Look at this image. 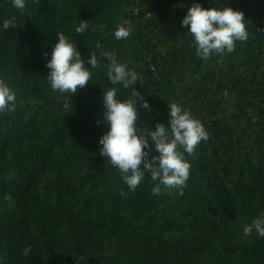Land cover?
<instances>
[{"label":"rangeland","instance_id":"rangeland-1","mask_svg":"<svg viewBox=\"0 0 264 264\" xmlns=\"http://www.w3.org/2000/svg\"><path fill=\"white\" fill-rule=\"evenodd\" d=\"M20 11L34 26L40 24L33 21L34 15L28 12L27 5ZM71 11L62 9L60 12L66 16ZM61 25L72 28L77 24L64 19ZM36 60L32 55L22 53L15 63L5 60L2 65L3 79L17 97L14 110L8 112V128L11 131L34 128L36 133L30 140H21L23 154L18 157L15 156L17 141L0 139V182L5 181L7 186L13 187L14 171L24 166L21 167V157L29 159L27 169L34 175L32 188L37 193L32 214L53 215L58 204L56 194L59 193L60 206L70 216H57V227L61 232L68 234L72 225L78 228L89 224L97 226L101 248L87 250L84 264H220L219 255L224 248H236L235 254L239 256L251 251L262 238L255 230L246 236L243 229L264 213V207L248 204L242 209L239 205L235 207V202L214 198L209 192L208 179L198 182L202 183L201 187L196 183L192 185L183 198L173 197L169 190L164 191L156 197L158 208L151 198L148 212L139 198L132 201L128 189L114 185L110 188L91 187L99 178L94 180L95 169L103 167L108 170L113 166L100 155L98 144L107 130L96 132L98 123L93 122L91 128H86L87 133L77 132L75 125L77 117L83 115L79 107L101 103L103 88L112 85L107 78L99 83L89 82L82 94L76 92L70 98V95L51 88L45 69H32L38 77H31L30 66ZM137 86L140 88L136 85V89ZM116 87L120 98H127L125 92H131V88L124 89L122 85ZM71 99L73 111L65 113L64 103L66 100L71 103ZM260 153L264 155V146ZM8 160L14 162L5 166ZM218 170L206 167L205 172L213 181L211 174L215 176ZM232 171L236 174L235 170ZM252 172L251 167L245 169L243 178L249 179ZM259 172L264 173V169ZM233 173L232 179L235 178ZM233 183L235 181L229 186ZM8 216L0 210V221ZM214 221L219 223L218 230L211 229ZM34 233L35 227L25 229L24 239L16 252L2 249L0 264H32L29 260L34 257L37 247L32 238ZM28 246L31 251L27 256L22 255ZM261 253H264V244ZM39 255L51 264L48 252Z\"/></svg>","mask_w":264,"mask_h":264},{"label":"crops","instance_id":"crops-1","mask_svg":"<svg viewBox=\"0 0 264 264\" xmlns=\"http://www.w3.org/2000/svg\"><path fill=\"white\" fill-rule=\"evenodd\" d=\"M85 1L59 0L63 5L59 13L62 9L72 10L66 16L59 14V23L65 19L77 24L67 28L70 32H76L82 20L89 27L87 16H80L85 12L89 14L88 5L78 6ZM90 1L94 10L101 7L93 18H99L108 8L99 31L113 44L104 52H115L121 62L140 74L137 91L149 101L151 111L140 109L139 126L154 130L158 122L167 124L168 105L178 103L200 120L209 133V139L197 145L193 156L185 154L198 170L185 192L195 183L201 187L202 183H199L207 179L211 196L214 187H224L232 196V193L237 194L234 188L240 186L239 182L251 184L254 170L264 169V155L260 153L264 146V0ZM194 3L204 8L230 6L243 11L248 23V39L236 42L235 50L230 54L201 59L192 38L187 36V28L181 25L188 7ZM124 21H130L134 30L126 40H117L114 32ZM102 71L101 77H92L90 82L99 83L106 78L107 61L104 59ZM126 95L130 97L131 92L126 91ZM96 106L102 108V102L93 105ZM84 115L95 119L85 110ZM102 129L107 130L103 122L98 124L96 132ZM213 166L219 170L215 176L211 174L214 178L211 181L205 170L206 167L215 169ZM249 167L253 172L249 179H244V171ZM116 171L119 172L117 168ZM234 181V185L229 186ZM169 191L173 196L172 190ZM239 198L237 195L236 200L225 201L235 202V207L239 205L243 209Z\"/></svg>","mask_w":264,"mask_h":264},{"label":"clouds","instance_id":"clouds-1","mask_svg":"<svg viewBox=\"0 0 264 264\" xmlns=\"http://www.w3.org/2000/svg\"><path fill=\"white\" fill-rule=\"evenodd\" d=\"M11 3L18 10L26 9V0H11ZM181 25L187 28V36L192 38L197 54L203 60L232 53L236 42H244L249 36L244 12L230 6L204 8L194 3L188 7ZM2 27L4 30L15 28L16 17L6 19ZM87 28V22L82 20L76 32L83 34ZM133 30L132 23L124 21L117 26L114 36L117 40H126ZM56 36L58 41L52 46L50 59L46 62V77L51 88L59 93L71 98L78 87L83 88L93 81L91 69L101 67L99 59L107 61L106 78L112 86L103 88L102 121H97L98 124L103 122L107 128L98 141L100 155L119 170L129 191H135L147 175L154 182L151 189L154 196L173 189L178 195L182 194L191 169V162L185 154L193 156L197 145L209 139L202 122L180 104L171 103L167 104V124L158 122L154 130L140 127V109L151 111L149 101L134 87L140 74L121 62L115 52H101L99 58L91 52L85 60L68 35L58 32ZM44 55L48 57V53ZM118 85L131 88L130 97L121 99ZM16 101V93L0 78V113L14 110ZM64 109L65 113L73 111L72 99L71 103L65 101ZM153 151L155 155H151ZM5 199L11 201L12 197L6 195ZM253 230L264 236V213L245 226L244 235H251ZM30 251L31 246H28L22 255L27 256Z\"/></svg>","mask_w":264,"mask_h":264},{"label":"trees","instance_id":"trees-1","mask_svg":"<svg viewBox=\"0 0 264 264\" xmlns=\"http://www.w3.org/2000/svg\"><path fill=\"white\" fill-rule=\"evenodd\" d=\"M85 3V5H84ZM83 4L78 6H87L88 13H81L80 16H87L89 19V27L86 32L79 34L77 32H70L69 29L63 27L59 21V10L63 5L59 0H26L28 12L34 15V20L38 26H34L30 20H26L21 14V11L12 6L11 0H0V78L4 77L2 65L5 60L10 62H16L19 59V55L22 53H28L33 58L37 59L35 63H32L31 71L43 68L47 75L48 69L46 67L47 59H50L52 46L58 41L56 35L58 32L67 34L74 43H76L77 49L83 56H89L91 52L99 54L104 52L109 46H112V41L107 40L101 36L99 30L102 29L104 14H107L108 8L103 11V14L99 18H93L101 7H96L94 10L93 4L90 0H86ZM92 13V14H90ZM16 17V27L4 30L3 22L12 17ZM31 23V24H30ZM41 44V46H40ZM98 46V47H97ZM44 53H48L46 58ZM84 59V58H83ZM87 59V58H86ZM101 67L99 69H91L92 77L98 79L102 76L103 59H99ZM31 77L37 79L36 74L31 72ZM34 74V75H33ZM85 90V87L79 88L77 92L79 95ZM81 111H87L88 114L94 115V118H88L87 116H78L76 121V131H83L87 133L86 128H91L93 122L101 121L103 109L99 107H93L91 105L82 104L79 107ZM8 112L0 113V139L13 138L18 143V152L15 156H21L23 154L21 140L24 138L31 139L35 136V129L30 131L14 130L11 131L8 127L9 119ZM63 127L60 130H63ZM14 151L12 154L14 156ZM30 151H27L29 154ZM5 159V157H4ZM29 159L22 156L20 164L22 169L14 171L15 184L12 187L7 186V183L0 182V210L3 215L8 216L6 219L0 221V251L7 249L8 252H16L18 245L24 239V231L27 227H35V233L32 235L36 244V252L33 258L29 261L32 264H49L47 259H44L39 254L46 252L50 255L51 264H84V254L87 250H96L101 248V236L100 233H96V225L89 224L85 228H78L72 225L68 234H64L57 227V216H63L68 218L67 211L60 206V194L57 193L56 211L53 215L49 214H32L35 209L36 192L32 188L33 174L28 173L27 163ZM6 162V161H5ZM14 161L8 160L5 166H9ZM197 169L191 165L190 176L183 188L182 194H177V190H172L174 197L183 198L186 194L188 184L192 181V178L197 175ZM12 171H9L11 173ZM94 180L99 177L97 181L91 186L93 188L102 185L105 188H110L112 185L128 189L120 177V173L116 171V168L110 166L108 170L103 167L95 169ZM252 183L247 184L239 182L240 186H235L234 193L224 187H214V197L220 200H236L238 195L240 203L243 207L248 204H257L263 206L264 204V173L256 171L255 175L251 178ZM154 182L150 176L145 177L144 181L137 186L135 191H128L132 201L139 198L142 202V206L146 209L150 206V199L158 208L156 200L157 196L152 194V187ZM129 190V189H128ZM11 195V201L6 200L5 196ZM229 198V199H228ZM149 205V206H148ZM141 212H143L141 210ZM16 216V219H15ZM70 217V216H69ZM219 223L212 222V230H218ZM264 244V236L258 239L251 251L237 256L234 250L236 248L227 247L224 248L219 255L220 264H264V253H261ZM160 262V261H159Z\"/></svg>","mask_w":264,"mask_h":264}]
</instances>
